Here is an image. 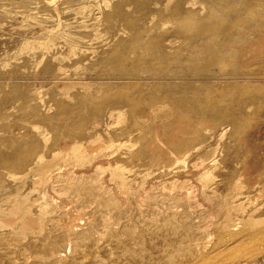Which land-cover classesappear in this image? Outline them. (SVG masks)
<instances>
[{"label": "bare ground", "instance_id": "1", "mask_svg": "<svg viewBox=\"0 0 264 264\" xmlns=\"http://www.w3.org/2000/svg\"><path fill=\"white\" fill-rule=\"evenodd\" d=\"M19 1H21V0H19ZM24 1H26V0H24ZM27 1H32V2L33 1L34 2L39 1L38 3L41 4L39 9L40 8H42V9L46 8L47 11L51 10L52 14L45 10V12L50 13V15L49 14L48 15L46 14V15L48 17L51 16V19H48L46 21L50 22V23H54V27H56V24L61 23L62 18L60 19L59 15H58V14H60L59 12H61V11H59V8H58L60 6V4L58 3V2H60L59 0H58V2L55 0H27ZM62 1H64V0H62ZM69 1H70V3H73L72 2L73 0H69ZM131 1H133L132 5H134L135 7L137 6L136 8L139 7L138 6L139 2L140 1L142 2V0H111V2L107 1V0H101V1H99V4L96 6H94L96 4L95 3L93 6L83 7V10L86 11V14H85L86 16L84 15L86 18L85 21H86V23H91L92 26L100 27L99 25H101V23H104L103 22L104 20H107V21H110L109 22L110 25H109V23H108V25L111 27V22H114L113 16L115 15L114 18L115 17L118 18L121 14L117 15V13L118 12L121 13V11H123L124 9L126 10V6L131 5V4H129V2L131 3ZM145 1H146V3L145 2L144 3L146 4V6L142 4L143 6H145L144 7L145 10L149 9L151 11L155 10V9H159V8L167 6V5H169V7H170L171 3H174V5H175V3H178V4H176V7L180 4L179 3L180 0H145ZM250 1L251 0H214V3L211 1L213 3L212 5L211 4L208 5L209 1L207 2V7H208L207 8L204 5V4H206L205 0H192V1L187 0V2L185 0L184 2H186L188 4L191 3L195 6H197L196 10L193 9V10H195V12L192 11L193 14H191L192 12H188V10L186 9L188 13L186 11H184L185 15H183L184 14V12H183V14H182L183 16L182 15L180 16L179 14H181V13H179V12H176V13L173 12V13H171V16H170L169 14H170V12H172L174 10L173 9L172 11L171 10L169 11V14H168L169 17L167 16L168 18L172 17L173 20L168 19L167 21H165V19H166L165 18L166 15H165V17H163L164 19H162V20H164L162 25L161 26L159 25L157 30L153 29L155 26H153L152 28L149 27V29L148 30L146 29L147 31H144V32L142 31L143 29L142 30H141V28L139 29L142 31V33H145V34L147 33V35L144 39L145 42L143 41L144 42L143 44L146 47V49H147V47H148V49L149 48H151V49L156 48L157 54H158V50H159L166 60L167 59H170V60L171 59H175V60L177 59L178 60L179 58H181L179 60V62H180L183 58L184 64L182 66H184V67H185V65L187 66V67H185V70L180 68V66L176 65L177 69L174 68L173 69L174 71L181 69V70H183V72H185L184 75L185 76L188 75L187 77H189L193 72H195L194 70L190 71V69H191V67H190L191 62L190 61L193 59H199L202 61L207 60L204 62L203 68L204 69L207 68L208 72H209L208 68H212L213 70H215L217 72L216 73L217 75L216 74H214V75L212 74L213 76L211 75L213 78L212 81H210V82L208 81V83L205 82L204 84L200 83V84H202V86L198 89L195 87V88H193L194 90L193 89L191 90L189 88V86H187L188 88L186 87L187 88V92H186V90H185L186 88L184 87L185 91L184 90L183 91L186 94V95L184 94L186 96L185 101H187V98H188V101L186 103L184 102L186 104L184 107V110H181L182 109L181 108L180 110L183 111V112H181L180 110L176 109V107H175L176 112L178 110V113H180L179 116L182 115L181 117H179V119H180V122L183 126V127L182 126L178 127V129L182 128V129H180L181 132L175 131L177 133L176 135L178 136V138H176V139H178L179 141L181 140V143L178 142L180 144L177 143V145H179V146L176 148L175 152L170 151V150H173L174 148L173 149L169 148L170 150H165V147H162V144L160 143L161 142L160 140L162 139V138L160 139V136L162 135V137H165L166 135L163 136V133H165L167 131V128H165L166 131L165 130L162 131L163 124L161 123V121L164 122L165 124H167V122L169 123L173 117L171 111H169L168 108L166 109L165 107H159L158 106V107L153 109V107H151L152 110H150L149 112L148 111L146 112V110H144L145 107L142 108L141 104L140 105L139 104L133 105L129 102V100L131 101V99L128 100L129 96H127V94H125L127 90L125 91V93L122 91H112L110 93L105 94L104 92H106V90H107L106 89L105 91H103V93H100L103 90L101 86H104V85H102L103 83L101 84L100 82H98L96 85H100L101 88L98 87L99 88L98 89L95 86L93 87L94 89L91 88L92 86L90 85V83L92 81L90 79L88 80L86 78L90 77V76H94L96 78L97 77L99 78L101 75L105 74L106 71L103 70V71H105V73L104 72L101 73V70L100 71L95 70L96 71L95 74L92 73V75H91L90 74V72L92 71L91 67L93 65L95 66V64L92 65V62H90V65L85 64L87 56L89 55V53H88L89 48L92 47V45H91L92 39H90V41L85 40L88 38V36L89 37L92 36V32H90V30H89V32L83 33L84 32L83 31L82 33L78 34L77 38H74L76 36H74V37L65 36L64 37L66 40L65 42H67L65 45L68 47L67 48L68 52H67V55H65V56L62 55V52L59 50L60 48L58 49L55 47L54 40L56 39V36H57L55 33L49 32V33H46L45 35H42L41 37L32 38V39H28V40L26 38H24L22 41L23 44L20 48L24 47V48L28 49V52L31 50L32 53L39 51L40 52V54H39L40 60L38 57L39 61H41V60L44 61L42 54L47 53L49 55V58L47 59L48 60V62H47L48 66L46 65V63H44L45 66L47 67V71L49 70L50 71L49 73L54 74V76H58V78H59V76H64V80H63V81H65L64 88L67 89V91H69V92L64 93L62 91L56 90L55 92H50L49 94H47V93H45V92L43 93L41 91L40 85H39V90L35 89L34 91L28 90V89L26 90L25 88H24V90H21V88H20L19 90H21V91H17L15 89L16 88L15 85L11 86L9 90H7V86H5L6 87L5 89H2L3 91L0 90V246L2 245L3 242L7 243L9 240L10 241L15 240L16 242H19V239H20L19 234L21 235L20 232H23V233L30 232L31 235H33L34 237H37L36 239H38V241L43 242V243L47 242V244L45 243L47 245L45 249L42 246L44 249V252H43L44 258L46 259V261L48 260L47 262H49V260L56 262V260L61 259V258H59L60 252L55 250V244H54L55 242L53 243L52 237L51 236L48 237L43 233L42 225H44V224L42 223V220H41V218L43 220H45L44 218L49 217V215L52 212H58L60 208H64L61 206H60V208L56 207L58 203H54L56 198H55V196L53 197L51 195L52 192H54V190L51 191V193H50V190H51L50 189V187H51V185H50L51 181L50 180H54L55 178H60V179H62L63 182L74 183L77 178H84L85 179L86 175H88L89 173L95 174L96 176H98V179H99V176H105L106 179H108V180H105V181H107V187L105 186L107 189L105 192V198L104 199H106V201H107V200H110L109 199L110 197H112L113 200L120 202V200H123L124 194H126L125 190L127 191V189L125 188L124 185H121V183H120L121 186H118V187L115 186L114 189H111L112 185H113V184H111L112 181L113 182L114 181L120 182V180H124V182L125 181H135V182L136 181L137 182L148 181V183H150L151 181H153L157 178L161 179L162 177L163 178L166 177L167 181H169V180H176V181L185 180L187 182L192 181L193 183H195V182L197 183V181L198 182L202 181L206 192H208V193L211 192V193L215 194L219 200L218 205L221 208L222 212H226L224 214L222 213L224 216V217L222 216L224 219V220L222 219L223 222L221 220V216L219 215L222 224H219L220 226L217 228L214 227V229L212 231H210L206 234L204 233L205 235L203 236V238H204L205 242L200 243V244H197L195 242L196 240L194 239V236L196 234L191 228H189L188 233H187L188 240L186 241V243L183 242V243H185V246L184 245H182V247L180 246L184 251L180 252L179 255H176V257H174L171 260H168V259H165L164 257L159 256L157 254L158 250H157V252H155L156 253L155 256H146V255H145L146 257L145 256H139V253H138V255L136 254L135 247L133 248L134 249L133 254H135L134 258H132V256H131L132 259L128 260L124 257V253L123 254H120V253L117 254L116 253V251L121 246L119 247L118 244H117L118 246L110 244L109 251L104 253V256H103L106 264H234V263H237L239 261H243V262H247V263H253V264H259L258 263L259 259H261L262 262L264 263V59L258 60L256 62H254V61L252 62V58L255 55L258 56L259 52H261L263 54V58H264V6L260 7L261 9L262 8L263 9L261 10V13H259L256 11V10L260 9L257 6H255V7H257V9L255 7H254V9L252 7V10L250 9V6H251ZM259 1L262 4V1L261 0H259ZM74 2L76 4V2H78V1L74 0ZM57 3L59 6L57 5ZM67 3H69V2H67ZM97 3H98V1H97ZM251 3L253 4V2H251ZM18 5L23 6L22 3L18 4ZM256 5H257V3H256ZM260 5H258V6H260ZM25 6H26V4H25ZM66 6L67 5H65V7ZM86 6H87V4H86ZM159 6H161V7H159ZM65 7H64V9H66V8L68 9V6L66 8ZM174 7L175 6H173V8ZM176 7H175V9H176ZM181 8H182V6H181ZM34 10H37V9L34 8ZM147 10H146V13H145V11L143 12V10H142V12L145 13V16L147 14ZM43 11H44V9H43ZM64 11H66V10H64ZM71 11H72V9H71ZM80 11H82V10H80ZM34 12H36V11H34ZM159 12L160 11L158 10V13ZM40 13H41V10H40ZM139 13L141 14V12H139ZM154 13H155V11H154ZM5 14H3V15H5ZM29 14H31V13H29ZM32 14L34 15V13H32ZM66 15H67V13H66ZM147 15L149 18V14H147ZM70 16H71V14H70ZM194 16L196 17V19H194L195 18ZM35 17L36 16H34V18ZM37 17H39V16H37ZM122 17L124 20H125V17L128 19V13H126ZM29 18H32V17H30V15H29ZM43 18L41 17L40 19H43ZM64 18H65V16H64ZM73 18H75V17H73ZM111 18H112V20H111ZM145 18H147V17H145ZM40 19L37 21H40ZM46 19H47V17H46ZM65 19H62V20L64 21ZM130 19H131V17H130ZM43 20H45V19H43ZM43 20H42V22L44 23ZM73 20H75V19H73ZM158 20L161 21V19H158ZM66 21H67V19H66ZM81 21H83V20H81ZM107 21L104 23V24H106V26H107ZM134 21H135V19H134ZM172 21H174L173 24H172ZM34 22H36V21H34ZM127 22H129V20H127ZM127 22L125 20V23H127ZM169 23H171L172 26L169 25ZM64 24H65V22L62 25H64ZM66 24H67V22H66ZM104 24H103V27H104ZM134 24L132 26H134ZM158 24H157V26H158ZM46 25L47 24H45V26ZM125 25H127V24H125ZM45 26H42V27L45 29V28H47V26L46 27ZM116 26L118 27L117 24H116ZM128 26H130V25H128ZM132 26H130L129 29H132L131 28ZM69 27H70V25H69ZM59 28H61V27H59ZM20 29H21V27H20ZM48 30H50V28ZM111 30H112V28H111ZM136 32L139 34L138 29ZM59 33H61V32H59ZM69 34L72 35V33H69ZM74 34H75V32H74ZM124 34H126V33H124ZM132 34L136 35L134 37H138L139 39L143 38V37H139L140 35H142L141 33L139 36H137V34L134 32H132ZM122 35H123V33L121 34V36ZM128 35H130V34H128ZM191 35L202 36V40L200 38L201 41H199V44H198V41L196 40L198 45L194 46V44H193V46L195 48L191 49L192 51H191L190 55L186 56V52H184V51H182L184 53H179V54L175 53L174 54V52L177 51L176 48H175L176 51L175 50L173 51V55L171 54L172 50H171V53H170V51H166L167 48L171 47L170 44H173L176 39H178V38H180L182 40L184 39V42H185L186 36H191ZM114 36H116V35H114ZM142 36H144V34ZM172 36H173V38L170 39V37H172ZM213 36H214V38H212ZM59 37L62 38V35L61 36L59 35ZM191 37H194V36H191ZM138 38H134V40L138 41ZM17 40H19V39H17ZM130 40H132V39H130ZM192 41H193V39H192ZM15 42H16V40H15ZM131 42L133 43L134 41H131ZM103 44H104V42H103ZM116 44H115V46H116ZM124 44L126 45V43H124ZM127 44H130L129 41ZM105 45H106V41H105ZM125 45H124V48H125ZM133 45H135V43H133ZM128 46H127V49H129V48L131 49V47H128ZM130 46H131V44H130ZM183 46H185V45L183 44ZM188 46H189V44H188ZM145 47H144V49H145ZM132 48H135V47L133 46ZM181 48L183 49V47H181ZM97 49H99V48H97ZM115 49H117V48H115ZM127 49L125 48L124 50H126V52L127 51L129 52L130 50H127ZM140 49H141V51H140ZM140 49H139V51L142 53L144 50L142 49V47ZM3 50H5V49H3ZM119 50H121V49H119ZM119 50H117V52ZM124 50H122V53H125ZM131 50L133 51L134 49H131ZM137 50H138V48L135 51L136 53H137ZM113 51H114V49H113ZM147 51H144V52L148 53ZM151 51H149V52H151ZM30 52H29V54H30ZM180 52H181V50H180ZM212 52L214 53L213 56L216 58V60L214 59L216 62L213 59H211L212 57L209 58V56H208ZM100 53H101V51H100ZM115 53H116V51L114 52V55H113V52H112V54L110 53L111 57L113 55V57H119L121 59V58H124L125 55L128 54V53L122 54L120 52L117 55H115ZM130 53H133V52H130ZM150 54H152V53H150ZM25 55H27V54H25ZM31 55H33V54H31ZM131 55L132 54H130V56L127 55L128 57L127 56L125 57L126 58V59H124L125 61H122L123 60L122 59L121 62H124V64L126 62L127 68H130V70H133L135 73H140L143 75L148 73V72H151V71H153L155 73L157 71V69L160 68V67H158L159 65L156 66L157 64H155V62H157V57H155L156 60L155 61L153 60L154 64H152V67H150L149 66L150 63L148 65H146V63H147L146 61L148 59L145 60L144 65H146V66H144V65H142V63L140 64V61L137 60V58L132 57ZM3 56H0V57H3ZM90 56H91V54H90ZM98 56H97V58H98ZM108 56H109V54H108ZM133 56H135V55H133ZM138 56L141 57V54H139V55L137 54L136 57H138ZM143 56L146 57L147 55H145V53H144L142 55V57ZM210 56H212V55H210ZM113 57H112V59H110V58H108V59H110V61H111V60H113ZM161 58H158V60L159 59L161 60ZM116 59L114 60V62H116ZM143 59H145V58H143ZM150 59H151V57H150ZM32 60L34 63V59H32ZM45 60H46V58H45ZM98 60L102 61L103 59H101L99 57V59H97L96 62H98ZM162 60H163V58H162ZM2 61L3 60L0 59L1 63H2ZM118 61H119V59H118ZM187 61L189 62V64ZM4 62L8 63L7 60H5ZM27 62H28V65H31L30 64L31 60H30V62L29 61H27ZM117 62H116V64H117ZM141 62H142V60H141ZM150 62L153 63L152 61H150ZM176 62H178V61H176ZM98 63H100V61ZM118 63H120V62H118ZM158 63H159V61H158ZM162 63H163V61H162ZM16 64H17V62H16ZM108 64L109 63L107 62V66H109ZM202 64H200L199 67L201 66V68H202ZM7 65H9L8 67H10V66L13 67L12 63L7 64ZM129 65L132 66V69ZM139 65L144 66V69L138 68ZM153 65H155V66H153ZM170 65L171 64H169L167 66L171 67ZM193 65H196V64H193ZM0 66H1V64H0ZM103 66L107 67L104 64H103ZM103 66H101V67H103ZM112 66H113V64H112ZM112 66L110 65V68ZM121 66L120 65L114 66V67H116V70L118 73L126 71V70H124L125 68L122 69ZM135 66H138V67H135ZM165 66H166V64H165ZM42 67H44V66H42ZM124 67H126V66H124ZM194 67H196V66H194ZM1 68H3V67H1ZM19 68H20V65H19ZM162 68H163V66H162ZM192 68H193V66H192ZM98 69H100V68H98ZM165 69L168 70V68H166V67H165ZM186 69H187V71H186ZM127 70L129 71V69H127ZM173 70H172V68L171 69L169 68L170 72ZM4 71L2 70V72H4ZM8 71H11V70H8ZM108 71H109V68H108ZM199 71L201 72L202 70H199ZM43 72L46 73V71H44V70H43ZM163 72H165L164 73L165 76L167 74H169L168 72L166 73L165 70H163ZM205 72H206V70H205ZM21 74H24V73H20V75ZM109 74H111V73L109 72ZM128 74H129V72H128ZM204 74H206V73H204ZM118 75H120V74H118ZM124 75H125V73H124ZM129 75H132V72ZM112 76H114V75H112ZM112 76H110V77H112ZM121 76H118L120 78H118V77L117 78L121 79ZM162 76H164V75H162ZM178 76H180V75H178ZM207 76H203V78L207 77ZM128 77L129 76H127L125 79H127ZM234 77H235V79L237 78L238 80L232 79ZM189 78H191V77H189ZM209 78L211 79V77H209ZM59 79H61V78H59ZM112 79H114V78H112ZM206 79H208V78H206ZM206 79H204V80L206 81ZM210 79H208V80H210ZM102 80H103V78H102ZM104 80H106V79H104ZM142 80L144 81V79H142ZM201 81L203 82V80H201ZM120 83H121V81H120ZM152 83H153V81H152ZM106 84H107V82H106ZM127 84H129V83H127ZM132 84H133V82H132ZM134 84H136V83H134ZM167 84H168V82H167ZM167 84L165 86H167ZM178 84L181 85L182 83L181 84L178 83ZM11 85H13V84H11ZM77 85L82 86L83 93H81L80 95H83V97H86L85 100L87 101V103L91 104V107H93V109L91 108L92 110H91L90 119L88 118L89 115L87 117H84V119L88 118L86 121L87 126L91 129L93 127L101 126V124L103 122L105 123V121L107 122L106 127H104L105 130L102 128L103 130L100 131V129L98 127L99 131L93 132L94 136L92 134H90L91 137L89 136V133H87V135H84V132L82 130V133H80V134H83V136H81V138H80V134H79L78 135L79 140L76 137L77 135L76 136L74 135L76 139H72L73 136L71 138V134H70L72 132V130L75 128L74 125L77 124V123L75 124V122H74L75 121L74 117L77 118V120L79 119L78 114H75V113H77V111L75 112V110L80 109V105L83 101V99H80L81 97L75 98L76 94L73 92V89H75V87ZM93 85H95V84H93ZM158 85H160V84H158ZM158 85H156V86H158ZM165 86H164V88H165ZM168 86H169V84H168ZM172 86H173V84H172ZM196 86H197V84H196ZM35 87L36 86H34V88ZM174 87H175V84H174ZM179 87H182V86H179ZM118 88H120V87H118ZM125 88L127 89V86ZM171 88H170L171 91L178 89L177 87H175L173 89H171ZM182 88H180V89H182ZM13 89H15L16 91L14 92ZM115 89H117V88H115ZM115 89H113V90H115ZM129 89H131V86L129 87ZM195 89H196V91H195ZM133 90L131 89V92ZM159 90L165 92L164 90H162L160 88H159ZM159 90H158V92H159ZM140 91H142V90L140 89ZM171 91L169 93H171ZM183 91H182V93H183ZM107 92H109V91H107ZM152 92L153 91H151V94H152ZM155 92L156 91L153 92V95ZM13 93H15V96L12 97ZM142 93H143V91H142ZM146 93H147V91H146ZM146 93H144V94L148 95V93L147 94ZM130 94L131 93L129 92V95ZM140 94H141V92H140ZM132 95H135V94H131L130 97H133ZM136 95H137V93H136ZM141 95H143V94H141ZM169 95L171 96V94H169ZM165 96H166V94H165ZM174 96H175V94H174ZM179 96H183V95L179 94ZM196 96H197V100H196ZM137 97L139 98V95ZM154 97L155 96H153L152 98H154ZM184 97H181V98L183 99ZM213 97L221 99L220 101L219 100L216 101L217 103L219 102L218 105L219 104H221V105L219 107H216V108H214V106L212 105L214 110H212V107L210 106L211 104H213L212 102L209 105V107L205 106V109L211 108L212 112L214 114H216L215 116H213L214 114L212 115V114L208 113L209 116H207L208 114L206 111L203 112V110L202 111L200 110V107H198L200 104L198 105V103L200 102L202 104L204 101L201 102V100L206 99V101H207V99H211V98L213 99ZM138 98H137V100H138ZM238 98L242 99V102H234V104L231 102L233 105L228 103V101H226V103L223 102V100L224 101L228 100V99L237 100ZM134 99H136V96ZM134 99H132V100H134ZM143 99L141 98L142 101H145ZM148 99H149V97H148ZM151 100L152 99H150V101ZM156 100H158V98ZM160 100H162L161 97L159 98L158 102ZM86 101H84V102H86ZM214 101H215V99H214ZM239 101H241V100H239ZM84 102H83V104H85ZM139 102H140V100H139ZM148 102H149V100H148ZM151 102H149V103H151ZM92 103L93 104L95 103L94 106H92ZM132 103H133V101H132ZM135 103L136 102L134 100V104ZM154 103H155V101H154ZM177 103H180V102H177ZM83 104H82V106H83ZM89 104H88V107H89ZM156 104L157 103H155V105ZM158 105H160V104H158ZM179 105L177 104L176 106L183 107V106H179ZM139 106H141V107H139ZM170 106H171V104H170ZM171 107H169V108H171ZM89 109H90V107H89ZM89 109H87V110H89ZM145 109H148V108H145ZM84 110H86V108L84 109V107H83L82 111L85 112ZM87 110H86V112H87ZM208 110L210 111V109H208ZM83 112H81V113H83ZM140 112H145L144 115L147 118L146 119L147 123L145 121L139 122V123L136 122V120L139 118L138 114ZM81 113H79L80 116L83 115ZM88 113L90 114V112H88ZM173 114H175V112ZM144 115L142 117H145ZM176 116L178 117V115H176ZM207 117H209V118H207ZM173 118H175V117H173ZM157 120H160L159 121L160 124L157 122ZM84 121H83V123H84ZM174 121H176V120H174ZM143 123L144 124L150 123L151 127L153 126V128H155V131L152 129L155 133V136L152 135V138H151L150 136L147 137V135L144 136L145 135L144 132H143V134L141 133L142 135L139 137L140 139L138 140V142H141V144H143V147L142 146H141V148L138 147L139 149H137V151H133L132 148H134V147L136 148V143H135L136 140L134 141V139L137 138L135 136V134L133 135V133L135 131L133 126L135 124L142 125ZM110 124L116 125V128L115 129L110 128L109 127ZM174 126H175V124H174ZM176 126H177V124H176ZM76 127H78V125ZM84 127H85V125H84ZM151 127H149L150 132H151ZM165 127H168V126H165ZM149 128H148V130H149ZM77 129L76 130L79 132L80 128H77ZM85 129H86V127H85ZM171 129H173V127ZM148 130H146V131H148ZM88 131H89V129H88ZM144 131H145V129H144ZM171 131H173V130H171ZM171 131H169V132L171 133ZM127 134H129V135L127 137H124V135L126 136ZM167 135H168V132H167ZM169 135H171V134H169ZM177 136H175V137H177ZM168 138H171V137H168ZM168 138H166V139H168ZM145 139H146V141H144ZM173 139H174V137H173ZM178 140H176V141H178ZM173 142H174V140H173ZM198 142H200L201 144ZM203 142H204V144H203ZM169 143H170V145L167 144V147L168 146L172 147L170 140H169ZM173 144H175V143H173ZM197 144H199V146H197ZM213 145H215V146H213ZM102 149L108 150V151L104 152L106 155L104 153L102 154ZM139 151H140V153H138ZM145 152H147L149 154L147 157L148 162L150 161V163H151L153 160L156 161L157 159L162 158V160H165V162L169 165L168 166L169 168L165 167L166 169L164 168V169L158 171L157 173L153 174V171H151V168H150V170L147 169V167H148V166H146L147 163H143V165H142V163H140V162L144 161V160L143 161L141 160V157H146L145 155H147V154H145ZM104 156H105V158H103ZM201 157H204L205 159H206V157H209L210 159L208 158L209 160L204 159V161H199L198 165H200L201 168L196 167L197 169H199V170H197L192 165H194L195 162L197 163V160H199ZM67 162H73L75 164L74 166H76L78 168L75 171L69 170V168L68 169L65 168L67 170L66 171L63 168L67 166ZM163 162H162V164H163ZM166 163H164V164H166ZM153 164H154V161H153ZM153 164H152V166L155 165V164L154 165ZM160 164H161V162H160ZM156 165H158V164H156ZM163 167L164 166H162V168ZM154 168H155V166H154ZM73 169H75V168H73ZM62 171H64V172H62ZM62 181L60 180L59 182L61 183ZM121 182H123V181H121ZM173 184H175V183H173ZM97 185H98L97 182H91L92 188H95ZM101 185H103V184H101ZM51 188L53 189V186ZM144 188H145V186H144ZM54 189H57V188H54ZM59 189H62V188L59 187ZM59 189H58V191L57 190L56 191L61 192ZM128 189H130V188H128ZM198 189L200 190L199 187H198ZM178 192H181V191H178ZM199 192H201V191H199ZM66 193H64V194L66 195ZM57 194H59V193H57ZM53 195H55V194H53ZM194 197H196V196H194ZM135 198H136V196H135ZM186 198H184V199L186 200ZM61 199H63V198H61ZM210 199H211V197H210ZM56 201H58V200L56 199ZM211 201H212V199H211ZM134 202H135V200H134ZM108 203H110V202H108ZM54 204H56L55 207H54ZM60 204H61V202H60ZM138 204H139V202H138ZM208 204H210V202ZM104 205H106V204H104ZM112 205H113L112 207H115V210H113V211L116 212V216H120V211L117 208V205L115 203H113ZM131 206H132V204H131ZM67 207H68V204H67ZM69 209L66 208V210H69ZM61 210L62 209H60V211ZM71 212L73 213V211H71ZM102 212H103V210H102ZM66 213H68V212L66 211ZM75 215L77 216V214H75ZM79 216H81V215H78V217H77L78 220H79ZM90 217H92V216H90ZM103 217H105V216H103ZM71 219L72 220H67V222L69 223V221L70 222L74 221L73 223L75 224L76 217L72 216ZM86 219H88V218H86ZM218 221H219V219H218ZM47 222L49 223V220H47ZM78 222L80 224L81 221H78ZM218 223H220V222H218ZM45 224H46V222H45ZM50 224H52V223L50 222ZM93 224H95V223H93ZM158 224H160V223H158ZM61 226H62V228H65V230H67L66 228H67L68 224L67 225L63 224ZM70 226L71 225H69V227ZM74 226L75 227L73 230H75V228L77 227L76 225H74ZM81 226L82 225H80V227ZM160 228H163V227H160ZM77 229L79 231V228H77ZM57 232H58V230H57ZM65 232L66 231H64V233ZM72 232H75V231H72ZM11 233H14L13 235H16V236H14V238H12ZM59 233H57V234H59ZM121 235H123V234H121ZM115 236H116V234H115ZM198 237L199 236H197V239H198ZM109 239L111 240L110 237H109ZM72 240H73V243H72L73 246L71 247L72 256L80 259L81 261L83 259L84 260L88 259V255L84 254V252L83 253L80 252L81 249H83L85 247V245L88 243V240H89L86 233H82V234H80L79 237L73 238ZM67 242H69V241H67ZM172 243H176V242H172ZM67 244H66V246H67ZM90 244H91V242H90ZM173 245H175V244H173ZM139 246H143L147 253L152 251V249H154V247H152L147 241L142 242L141 245H138V246L136 245V247H139ZM34 247H36V245H34ZM67 247H69V246H67ZM172 248H174V247H172ZM41 249H40V251H41ZM69 249H70V247H69ZM21 250H22V248H21ZM161 251H162V249H161ZM66 252L68 254V251H66ZM146 252H144V253H146ZM41 253H40V255H43ZM69 253H70V251H69ZM7 254H9V253H7ZM25 254H27V253H25ZM169 254H167V255H169ZM125 255H126V253H125ZM129 255H130V252H129ZM23 256H25V255H23ZM0 257H1V255H0ZM94 257H95V255H94ZM96 257H97V255H96ZM14 258H16V257H14ZM34 258H35V256H34ZM4 259H6V258H4ZM10 259H11V257H10ZM19 259H21V258H19ZM40 259H39V261H40ZM93 259H95V258H93ZM17 260H16V263L19 262ZM59 261L61 262V260H59ZM42 262L44 263V260ZM22 263H24V262H22ZM39 263H41V262H39ZM7 264H8V262H7ZM27 264H28V261H27ZM53 264H54V262H53ZM80 264H81V262H80Z\"/></svg>", "mask_w": 264, "mask_h": 264}, {"label": "rangeland", "instance_id": "2", "mask_svg": "<svg viewBox=\"0 0 264 264\" xmlns=\"http://www.w3.org/2000/svg\"><path fill=\"white\" fill-rule=\"evenodd\" d=\"M26 4V6H25V4L23 3V2ZM55 1H57L58 2V0H55ZM60 2H58L59 4H60V6L58 5V3H57V5L59 6L58 8H59V11H61V12H59L60 14H58L59 15V17H60V19L62 18V19H65L67 16V21H66V19L63 21L62 19H61V23L60 24H56V27L58 28H56V27H54V23H50V22H47L46 20H48V19H51V16L50 17H48L47 15L49 14L50 15V13L52 14V12H51V10H46V8H43L44 9V11H43V9L42 8H40L39 9V7H40V3H38L37 1H24V0H21V1H19V0H0V56H3V57H0V59L1 60H3L2 61V63L0 62V64H1V66H0V68L1 67H3V68H1L0 69V90H2V89H5L6 87L5 86H7V90H9L10 89V87L11 86H14L15 85V89L17 90V91H21V90H24V88L27 90H32V91H34L35 89L36 90H39V85H40V88H41V91L44 93H47V94H49L50 92H55L56 90L57 91H62V92H64V93H68L69 91H67V89H65L64 88V83H65V81H63L64 80V76H59V78H61V79H59L58 78V76H54V74H52V73H49L50 71L48 70L47 71V67L45 66V64L44 63H46V65L48 66V58H49V55L47 54V53H44V54H42V57H43V60L45 61H39L40 60V56H39V54H40V52L38 51H36V52H33L32 53V51L30 52V54H29V52H28V49H26V48H20L21 46H22V44H23V39L24 38H26L27 40L28 39H32V38H37V37H41L42 35H45L46 33H49V32H51V33H55L57 36H56V39L54 40V43H55V47L56 48H60L59 50L62 52V55L63 56H65V55H67V46L65 45L67 42H65L66 40H65V36H68V37H74V36H76V37H74V38H77L78 37V34H80V33H82L83 31V33H85V32H89V30H90V32H92V36H88V38L87 39H85L86 41L88 40V41H90V39H92V42H91V45H92V47L91 48H89V51H88V53H89V55L87 56V59H86V61H85V64H89L90 65V62H92V65L93 64H95V66L93 65L92 67H91V72H90V74L92 75V73L93 74H95V72L96 71H100L101 70V73L102 72H104L105 73V71H106V73L105 74H103V75H101L99 78L97 77H94V76H90V77H87L86 79H90L92 82L90 83V85L92 86L91 88L92 89H94L93 87L95 86L96 88H98V87H100V85H96L98 82H100L102 85H104V86H101L102 87V92H100V93H103V91H105L106 89V92H104L105 94H107V93H110V92H112V91H122V92H124L125 93V91H126V93L125 94H127V96H129L128 97V100L129 99H131V101L129 100V102L131 103V104H133V105H137V104H141V106H142V108H148V109H145L144 108V110H146V112L148 111H150V110H152L151 109V107H153V109L154 108H156V107H165L166 109L168 108L169 109V111H171V113H172V116L173 117H175V118H173L172 117V119L170 120V122L168 123L167 122V124H165L164 122H162L161 121V123L163 124V126H162V131H166V129L165 128H167V131L165 132V133H163V136H165V137H162V135L160 136V143L162 144V147H165V150H170L169 148H174L173 150H170V151H173V152H175L176 151V148L179 146V145H177V143L178 142H180L181 143V140L179 141L178 139H176V138H178V136L176 135L177 133L176 132H181V130L180 129H182V128H180V129H178V127H181L182 126V124H181V122H180V119H179V117H181V116H179L180 115V113H178V110H180L181 108V110H184V107H185V103L188 101V98H187V101H185L186 99V94H185V90H186V92H187V86H189V88L192 90L193 88H200L201 86H202V84H204L205 82L206 83H208V81L210 82V81H212V76L214 75V74H216L217 72L215 71V70H213L212 68H208V70H209V72L207 71V68L206 69H204L203 67H204V62L205 61H207V60H199V59H193V60H191L190 62V64H191V69H190V71L191 70H194L195 72H193L189 77H191V78H189V77H187V76H185L184 74H185V72H183V70H185V67H187L186 65H185V67L184 66H182L184 63V61H183V58H182V62L180 61L179 62V60L181 59V58H179L178 60L176 59H165L164 57H163V55H162V53L158 50V54H157V50H156V48H149L148 49V47H147V49H146V47L144 46V42H145V37H146V35H147V33L145 34V33H142V31L144 32V31H147L148 29H149V27L150 28H152L153 26H155L153 29H156L157 30V28L159 27V25L161 26L162 25V23H163V21L164 20H162V19H164L163 17H165V15H166V19H165V21H167L168 19L169 20H171L172 19V17L171 18H168L169 17V15L171 16V13H173V12H179V13H181V14H179L180 16L183 14V12L184 11H186L187 12V10H188V12H195V10H196V8H197V6H195V5H193V4H191V3H186L187 2V0H186V2H184L183 0L181 1L180 0V4L176 7V4H178V3H175V5H174V3H171L170 4V7H169V5H167V6H164V7H161V6H159V7H161V8H159V9H155V10H147V14H149V18H148V15L146 14V16H145V13H146V10H145V6H146V1L145 0H142V2L140 1L139 2V7L138 8H136L134 5H132V2L133 1H131V3L129 2V4H131V5H127L126 6V10L124 9L123 11H121V13L120 12H118L117 13V15H120L118 18H114V16H113V19H114V22H111V27L109 26L110 25V21H107V20H104L103 22L105 23L106 21H107V26H106V24H104V23H101V25H99L100 27H96V26H92V24L91 23H86V18H85V14H86V11H84L83 10V7H89V6H93L95 3V5L94 6H96V5H98L99 4V1H101V0H77L78 2H76V4H75V2H74V0L72 1L73 3H70V1L69 0H64V1H62V0H59ZM76 1V0H75ZM83 3H82V2ZM95 1V2H94ZM97 1H98V3H97ZM107 1H110L111 2V0H107ZM192 1V0H191ZM206 2V4H204L206 7H207V2L209 1V4L208 5H212L213 3H214V0H205ZM257 1V2H256ZM262 1V4H261V2L259 1V0H251L250 1V9L252 10V7H253V9H254V7L255 6H257V7H262V6H264L263 4V2H264V0H261ZM14 2V3H13ZM22 3V5L23 6H20V5H18V4H21ZM63 2V3H62ZM67 2H69V3H67ZM80 2V3H79ZM89 2V3H88ZM91 2V3H90ZM145 2V3H144ZM251 2H253V4L251 3ZM255 2V3H254ZM261 4H259V3ZM18 3V4H17ZM31 3V4H30ZM62 3V4H61ZM82 3V4H81ZM93 3V4H92ZM183 3V4H182ZM204 3V2H203ZM256 3H257V5H256ZM33 4V5H32ZM39 4V5H38ZM67 5L68 6V9L65 7V5ZM71 4V5H70ZM86 4H87V6H86ZM89 4V5H88ZM145 5V6H143V5ZM185 4V5H184ZM35 5V6H34ZM71 7H70V6ZM74 5V6H73ZM77 5V6H76ZM82 5V6H81ZM258 5H260V6H258ZM73 6V7H72ZM141 6V7H140ZM143 6V7H142ZM173 6H175L176 7V9H175V7L173 8ZM181 6H182V8H181ZM185 6V7H184ZM5 7V8H4ZM14 9H13V8ZM16 7V8H15ZM64 7L66 8V9H64ZM76 7V8H75ZM132 7V8H131ZM169 7V8H168ZM210 7V6H209ZM257 7H255L256 9H257ZM34 8L35 9H37V10H34ZM134 8V9H133ZM136 8V9H135ZM144 8V9H143ZM179 8V9H178ZM208 8V7H207ZM6 9V10H5ZM19 9V10H18ZM62 9V10H61ZM70 9V10H69ZM71 9H72V11H71ZM174 9V10H173ZM178 9V10H177ZM184 9V10H183ZM187 9V10H186ZM193 9H195V10H193ZM255 9V10H256ZM263 9V8H262ZM261 8L260 9H258V10H256L257 12H259V13H261V10H262ZM18 10V11H17ZM32 10V11H31ZM40 10H41V13H40ZM45 10L47 11V12H50V13H47V12H45ZM64 10H66V11H64ZM68 10V11H67ZM80 10H82V11H80ZM131 10V11H130ZM134 10V11H133ZM139 10V11H138ZM142 10H143V12L145 11V13H143L142 12ZM158 10L160 11L159 13H158ZM162 10V11H161ZM172 11V12H170V14H169V11ZM4 13H3V12ZM23 13H22V12ZM34 11H36V12H34ZM128 13V19L125 17V20H126V22H127V20H129V22H127V23H125V20L123 19V17L122 16H124L126 13ZM154 11H155V13H154ZM255 11V12H256ZM25 12V13H24ZM115 12V11H114ZM139 12H141V14L139 13ZM154 14H153V13ZM187 12V13H188ZM193 12L191 13V14H193ZM6 13V14H5ZM29 13H34V15L32 14H29ZM36 13V14H35ZM66 13H67V15H66ZM69 13V14H68ZM95 13V12H94ZM132 13V14H131ZM137 13V14H136ZM186 13V14H187ZM3 14H5V15H3ZM22 14V15H21ZM24 14V15H23ZM44 14V15H43ZM47 14V15H46ZM64 14V15H63ZM70 14H71V16H70ZM169 14V15H168ZM8 15V16H7ZM28 15V16H27ZM29 15H30V17H32V18H29ZM63 15V16H62ZM83 15V16H82ZM85 15V16H84ZM134 15V16H133ZM183 15H185V12H184V14ZM182 15V16H183ZM11 16V17H10ZM26 16V17H25ZM34 16H36L35 18H34ZM37 16H39V17H37ZM64 16H65V18H64ZM70 16V17H69ZM138 16V17H137ZM168 16V17H167ZM43 18V19H45V20H43V19H40V18ZM46 17H47V19H46ZM73 17H75V18H73ZM112 17V16H111ZM130 17H131V19H130ZM136 17V18H135ZM145 17H147V18H145ZM157 17V18H156ZM195 17V16H194ZM193 17V18H194ZM13 18V19H12ZM27 18V19H26ZM35 20H34V19ZM143 18V19H142ZM198 18V17H197ZM5 19V20H4ZM17 19V20H16ZM30 19V20H29ZM40 19V21H37V20H39ZM73 19H75V20H73ZM78 19V20H77ZM134 19H135V21H134ZM145 19V20H144ZM153 19V20H152ZM158 19H161V21L160 20H158ZM194 19H196V17L194 18ZM2 20V21H1ZM9 20V21H8ZM24 20V21H23ZM33 20V21H32ZM42 20L44 21V23L42 22ZM81 20H83V21H81ZM111 20H112V18H111ZM157 20V21H156ZM173 20V19H172ZM23 21V22H22ZM31 21V22H30ZM34 21H36V22H34ZM73 21V22H72ZM119 21V22H118ZM138 23H137V22ZM145 21V22H144ZM154 21V22H153ZM41 22V23H40ZM65 22V24L64 25H62L63 23ZM66 22H67V24H66ZM85 22V23H84ZM116 22V23H115ZM136 22V23H135ZM141 22V23H140ZM143 22V23H142ZM153 22V23H152ZM173 22L174 21H172V24H173ZM176 22V21H175ZM28 23V24H27ZM35 23V24H34ZM69 23V24H68ZM74 23V24H73ZM76 23V24H75ZM108 23H109V25H108ZM119 23V24H118ZM129 23V24H128ZM131 23V24H130ZM135 23V24H134ZM159 23V24H158ZM5 24V25H4ZM38 24V25H37ZM42 24V25H41ZM45 24H47L46 26H47V28H43L42 26H45ZM52 26H51V25ZM103 24H104V27H103ZM116 24L118 25V27L116 26ZM121 24V25H120ZM125 24H127V25H125ZM134 24V26H132ZM155 24V25H154ZM157 24H158V26H157ZM172 24L171 23H169V25H171L172 26ZM20 25V26H19ZM59 27H61V28H59ZM69 25H70V27H69ZM88 25V26H87ZM114 25V26H113ZM128 25H130V26H132L131 28L133 29H129L130 28V26H128ZM150 25V26H149ZM35 26V27H34ZM45 26V27H46ZM140 26V27H139ZM148 26V27H147ZM20 27H21V29H20ZM117 27V28H116ZM136 27V28H135ZM50 28V30H48ZM56 28V29H55ZM99 28V29H98ZM102 28V29H101ZM108 28V29H107ZM110 28V29H109ZM111 28H112V30H111ZM119 28V29H118ZM122 28V29H121ZM141 28V30H139ZM145 28V29H144ZM27 29V30H26ZM117 29V30H116ZM137 29H138V31H139V34L136 32L137 31ZM147 29V30H146ZM2 30V31H1ZM58 30V31H57ZM94 30V31H93ZM98 30V31H97ZM109 30V31H108ZM114 30V31H113ZM121 30V31H120ZM126 30V31H125ZM131 32H129V31ZM135 30V31H134ZM67 31V32H66ZM81 31V32H80ZM124 31V32H123ZM141 31V32H140ZM59 32H61V33H59ZM74 32H75V34H74ZM132 32H134V33H136L137 34V36H139L140 35V33L143 35L144 34V36H142V35H140L139 37H143V38H138V37H134V36H136V35H134V34H132ZM58 33V34H57ZM63 33V34H62ZM66 33V34H65ZM69 33H72V35L71 34H69ZM77 33V34H76ZM105 33V34H104ZM108 33V34H107ZM123 33V35L121 36V34ZM124 33H126V34H124ZM103 34V35H102ZM128 34H130V35H128ZM2 35V36H1ZM59 35L61 36L62 35V38L61 37H59ZM106 37H105V36ZM111 35V36H110ZM114 35H116V36H114ZM104 36V37H103ZM191 36H194V37H191ZM191 36H186V39H185V42H184V39L182 40V39H180V38H178V39H176L175 40V42L173 43V44H170L171 45V47H169V48H167V50L166 51H170V53H171V50H172V55H173V51L175 50L176 51V49H177V51L176 52H174V54L176 53V54H179V53H184V52H186V56H188V55H190L191 54V49H194L195 47L194 46H197L198 44H199V41H201L202 40V36H195V35H191ZM10 37V38H9ZM22 37V38H21ZM30 37V38H29ZM95 37V38H94ZM111 37V38H110ZM138 38V41H135L134 40V38ZM188 37V38H187ZM191 37V38H190ZM196 37V38H195ZM109 38V39H108ZM122 40H121V39ZM171 38H173V36L172 37H170V39ZM200 38H201V40H200ZM212 38H214V36L212 37ZM2 39V40H1ZM9 39V40H8ZM16 40V42H15V40ZM17 39H19V40H17ZM25 39V40H26ZM113 39V40H112ZM117 39V40H116ZM130 39H132V40H130ZM191 39V40H190ZM192 39H193V41H192ZM7 40V41H6ZM21 40V41H20ZM64 40V41H63ZM104 40V41H103ZM110 40V41H109ZM140 40V41H139ZM198 41V44H197V41ZM11 41V42H10ZM105 41H106V45H105ZM108 41V42H107ZM119 41V42H118ZM123 41V42H122ZM128 41H129V43L131 44V46H130V44H127L128 43ZM131 41H134L133 43H135V45H133V43L131 42ZM144 41V42H143ZM183 41V42H182ZM196 41V42H195ZM64 42V43H63ZM103 42H104V44H103ZM181 42V43H180ZM14 43V44H13ZM97 43V44H96ZM114 43V44H113ZM117 43V44H116ZM123 43H126V45H125V48L127 49V46L128 47H131V49H134L133 51L129 48V49H127V50H130L129 52L127 51L126 52V50H124L125 48H124V45L121 44ZM177 43V44H176ZM102 44V45H101ZM113 44V45H112ZM115 44H116V46H115ZM181 44V45H180ZM183 44L185 45V46H183ZM188 44H189V46H188ZM193 44H194V46H193ZM61 47H60V46ZM105 45V46H104ZM119 45V46H118ZM135 47V48H132L133 46ZM137 45V46H136ZM59 46V47H58ZM96 46V47H95ZM102 46V47H101ZM111 46V47H110ZM118 46V47H117ZM121 46V47H120ZM148 46V45H147ZM173 46V47H172ZM175 46V47H174ZM193 46V47H192ZM101 47V48H100ZM124 49H123V48ZM142 47V49L144 50V51H147L148 53H146V52H144L143 50V54L145 53V55H147L146 57H142V53L140 52L141 51V49L140 48ZM144 47H145V49H144ZM178 47V48H177ZM181 47H183V49L181 48ZM63 48V49H62ZM97 48H99V49H97ZM110 50H108V49ZM115 48H117V49H115ZM138 48V50H137V53L135 52L136 51V49ZM176 48V49H175ZM180 48V49H179ZM3 49H5V50H3ZM92 49V50H91ZM113 49H114V51H113ZM119 49H121V50H119ZM139 49H140V51H139ZM185 49V50H184ZM12 50V51H11ZM24 50V51H23ZM94 50V51H93ZM103 50V51H102ZM112 50V51H111ZM117 50H119L118 52H117ZM122 50H124L125 51V53H128L127 55L128 56H130V54H132L131 56L132 57H135V58H137V60H139L140 61V64L142 63V65H144L145 64V60H147L146 62V65H148L149 63V66L150 67H152V64H154V62H153V60L155 61L156 59H155V57H157V62H155V64H157L156 66H158V67H160V68H158L157 69V71L154 73L153 71H151V72H148V73H146V74H140V73H135L133 70H130V68H127V64H126V62H125V64H124V62H121V60L122 61H125L124 59H126L125 57L127 56V55H125V57L124 58H119V57H113V55H114V52L116 51V53H115V55H117L118 53H122ZM152 50V51H151ZM180 50H181V52H180ZM27 51V52H26ZM92 51V52H91ZM100 51H101V53H100ZM109 51V52H108ZM149 51H151V52H149ZM182 51H184V52H182ZM8 52V53H7ZM22 52V53H21ZM112 52H113V55H112V57H113V60H111L110 61V59H112V57H111V54H112ZM130 52H133V53H130ZM140 52V53H139ZM154 52V53H153ZM161 54H160V53ZM178 52V53H177ZM188 52V53H187ZM97 53V54H96ZM99 53V54H98ZM103 53V54H102ZM111 53V54H110ZM125 53H122V54H125ZM136 53V54H135ZM150 53H152V54H150ZM7 54V55H6ZM25 54H27V55H25ZM31 54H33V55H31ZM90 54H91V56H90ZM106 54V55H105ZM108 54H109V56H108ZM137 54L139 55V54H141V57L140 56H138V57H136L137 56ZM154 54V55H153ZM262 53L261 52H259L258 53V56L257 55H255L253 58H252V62L254 61V62H256V61H258V60H263L264 58H263V54L261 55ZM99 55V56H98ZM121 55V54H120ZM133 55H135V56H133ZM156 55V56H155ZM210 55H212V56H210ZM210 55H208L209 56V58H211V59H215L216 60V58L213 56L214 55V53L212 52V53H210ZM261 55V56H260ZM12 56V57H11ZM17 56V57H16ZM46 56V57H45ZM48 56V57H47ZM97 56H98V58H97ZM107 56V57H106ZM127 56V57H128ZM207 56V57H208ZM6 57V58H5ZM14 57V58H13ZM28 57V58H27ZM31 57V58H30ZM38 57H39V60H38ZM96 57V58H95ZM99 57L101 58V59H103L102 61L101 60H98V62L100 61V63H98V62H96L97 61V59H99ZM103 57V58H102ZM150 57H151V59H150ZM163 58V60H162V58ZM257 57V58H256ZM262 57V58H261ZM4 58V59H3ZM22 58V59H21ZM45 58H46V60H45ZM95 58V59H94ZM107 60H106V59ZM108 58H110V59H108ZM117 58V59H116ZM141 58V59H140ZM143 58H145V59H143ZM158 58H161V60L159 59L158 60ZM31 60V65H28V62L27 61H29L30 62V60ZM32 59H34V63H33V60ZM116 59V62L118 61V59H119V61L118 62H120V63H118L117 62V64H116V62H114V60ZM5 60H7L8 61V63L7 62H4ZM24 60V61H23ZM37 60V61H36ZM141 60H142V62H141ZM152 61L153 63H151L150 61ZM166 60V61H165ZM169 60V61H168ZM214 60V61H215ZM11 61V62H10ZM13 61V62H12ZM15 61V62H14ZM89 61V62H88ZM109 63L108 65L109 66H107V62ZM138 61V62H139ZM144 61V62H143ZM149 61V62H148ZM158 61H159V63H158ZM162 61H163V63H162ZM165 61V62H164ZM176 61H178V62H176ZM4 62V63H3ZM16 62H17V64H16ZM24 62V63H23ZM37 62V63H36ZM113 62V63H112ZM168 64H167V63ZM170 62V63H169ZM175 62V63H174ZM188 62V61H187ZM216 62V61H215ZM13 64V67L12 66H10V67H8L9 65H7V64ZM23 63V64H22ZM33 63V64H32ZM98 63V64H97ZM113 64V66H112V64ZM175 65H174V64ZM179 63V64H178ZM203 63V64H202ZM4 64V65H3ZM6 64V65H5ZM43 64V65H42ZM103 64L105 65V66H107V67H104L103 66ZM124 66H126V67H124ZM162 64V65H161ZM165 64H166V66H165ZM169 64H171L170 66L171 67H168L167 65H169ZM188 64H189V62H188ZM193 64H196V65H193ZM198 64V65H197ZM200 64H202V68H201V66L199 67V65ZM3 65V66H2ZM17 67H15V66ZM18 65V66H17ZM19 65H20V68H19ZM44 66V67H42V66ZM103 66V67H101V66ZM110 65L112 66L111 68H110ZM121 66V68L122 69H124V70H126V71H123V72H120V73H118L117 72V70H116V67H114V66ZM140 66L139 65V67L138 66H135V67H138V68H142V69H144V66H146V65H144V66ZM161 65V66H160ZM180 66V68H182L183 70H181V69H178V70H173L174 68L175 69H177L176 67L177 66ZM130 66V65H129ZM128 66V67H129ZM153 66H155V65H153ZM162 66H163V68H162ZM192 66H193V68H192ZM194 66H196V67H194ZM30 67V68H29ZM46 67V68H45ZM100 68V69H98V68ZM131 67V69H132V66H130ZM165 67L166 68H168V70L167 69H165ZM184 67V68H183ZM206 67V66H205ZM5 68V69H4ZM11 68V69H10ZM25 68V69H24ZM27 68V69H26ZM102 68V69H101ZM108 68H109V71H108ZM115 68V69H114ZM169 68L171 69L172 68V70L173 71H169ZM201 68V69H200ZM14 69V70H13ZM46 69V70H45ZM107 69V70H106ZM127 69H129V71L127 70ZM160 69V70H159ZM188 69V68H187ZM187 69H186V71H187ZM2 70L4 71V72H2ZM7 70V71H6ZM8 70H11V71H8ZM21 70V71H20ZM43 70L44 71H46V73L45 72H43ZM94 70V71H93ZM96 70V71H95ZM103 70H105V71H103ZM163 70H165L166 71V73L168 72L169 74H167L166 76H165V72H163ZM199 70H202L201 72L199 71ZM205 70H206V72H205ZM213 70V71H212ZM115 71V72H114ZM181 71V72H180ZM13 72V73H12ZM109 72L111 73V74H109ZM128 72H129V74L132 72V75H129L128 74ZM206 73V74H204V73ZM208 72V73H207ZM211 72V73H210ZM20 73H24V74H21L20 75ZM123 73V74H122ZM124 73H125V75H124ZM154 73V74H153ZM197 73V74H196ZM4 74V75H3ZM99 74V73H98ZM118 74H120V75H118ZM128 74V75H127ZM135 76H134V75ZM173 74V75H172ZM175 74V75H174ZM199 74V75H198ZM213 74V75H212ZM20 75V76H19ZM112 75H114V76H112ZM121 76V79L123 80H121V79H118V78H120V77H118V76ZM142 75V76H141ZM152 77H151V76ZM162 75H164V76H162ZM178 75H180V76H178ZM207 76V77H204L203 78V76ZM212 75V76H211ZM217 75V74H216ZM8 76V77H7ZM51 76V77H50ZM110 76H112V77H110ZM118 78H117V77ZM127 76H129L127 79H125ZM155 76V77H154ZM169 76V77H168ZM198 76V77H197ZM202 76V77H201ZM67 77V76H66ZM65 77V78H66ZM132 77V78H131ZM137 77V78H136ZM149 77V78H148ZM161 77V78H160ZM178 77V78H177ZM182 77V78H181ZM186 77V78H185ZM209 77H211V79L209 78ZM216 77V76H215ZM8 78V79H7ZM83 78V77H82ZM102 78H103V80L104 79H106V80H102ZM112 78H114V79H112ZM125 80H124V79ZM132 80H131V79ZM151 78V79H150ZM172 78V79H171ZM206 78H208V79H210V80H208V79H206ZM16 79V80H15ZM18 79V80H17ZM98 79V80H97ZM102 81H101V80ZM135 79V80H134ZM142 79H144V81L142 80ZM146 79V80H145ZM162 79V80H161ZM190 79V80H189ZM199 79V80H198ZM203 80V82L201 81V80ZM204 79H206V81L204 80ZM232 79H235V77L234 78H232ZM237 79V78H236ZM235 79V80H236ZM8 80V81H7ZM100 80V81H99ZM115 80V81H114ZM129 82H128V81ZM131 80V81H130ZM134 80V81H133ZM158 80V81H157ZM172 82H170V81ZM179 80V81H178ZM238 80V79H237ZM120 81H121V83H120ZM147 81V82H146ZM152 81H153V83H152ZM155 81V82H154ZM197 81V82H196ZM201 81V82H200ZM19 82V83H18ZM27 82V83H26ZM49 82V83H48ZM95 82V83H94ZM106 82H107V84H106ZM132 82H133V84H132ZM143 82V83H142ZM151 82V83H150ZM159 82V83H158ZM167 82H168V84H169V86H168V84H167ZM199 82V83H198ZM118 83V84H117ZM127 83H129V84H127ZM134 83H136V84H134ZM148 83V84H147ZM156 83V84H155ZM171 83V84H170ZM178 83H182L181 85H177ZM192 83V84H191ZM200 83H202V84H200ZM7 84V85H6ZM11 84H13V85H11ZM20 84V85H19ZM93 84H95V85H93ZM116 84V85H115ZM140 86H139V85ZM143 86H142V85ZM158 84H160V85H158ZM164 84V85H163ZM167 84V86H165ZM172 84H173V86H172ZM174 84H175V87H179V86H182V87H179L178 89H175V90H170V88L171 89H173V88H175L174 87ZM196 84H197V86H196ZM17 85V86H16ZM110 85V86H109ZM147 85V86H146ZM156 85H158V86H156ZM191 85V86H190ZM3 86V87H2ZM34 86H36L35 88H34ZM127 86V89L125 88ZM131 86V89L133 90L134 88V92L132 91L131 92V89H129V87ZM164 86H165V88H164ZM100 87V88H101ZM109 87V88H108ZM118 87H120V88H118ZM133 87V88H132ZM138 87V88H137ZM141 87V88H140ZM144 87V88H143ZM186 89H185V88ZM192 87V88H191ZM21 88V90H19ZM33 88V89H32ZM43 88V89H42ZM115 88H117V89H115ZM138 90H137V89ZM143 88V89H142ZM147 88V89H146ZM156 88V89H155ZM159 88L160 89H162V90H164L165 92H163V91H161V90H159ZM180 88H182V89H180ZM15 89H13L14 90V92L16 91ZM53 89V90H52ZM99 89V88H98ZM97 89V90H98ZM113 89H115V90H113ZM125 89V90H124ZM140 89L143 91V93H142V91H140ZM153 89V90H152ZM155 89V90H154ZM185 89V90H184ZM158 90H159V92H158ZM167 90V91H166ZM184 90V91H183ZM194 90V89H193ZM3 91V90H2ZM49 91V92H48ZM72 91V90H71ZM70 91V92H71ZM107 91H109V92H107ZM131 93V94H135V95H132L134 98H135V96H136V99H134L133 97H130L131 96V94L129 95V92ZM139 93H138V92ZM146 91H147V93H148V95H145L144 93H146ZM151 91H156L155 93H154V95H153V92H152V94H151ZM171 91V93H169ZM180 91V92H179ZM182 91H183V93H182ZM195 91H196V89H195ZM73 92L76 94L75 95V98H80V99H83V101H82V103H81V105H80V109H78V110H75V112L77 111V113H75V114H78V117H79V119L77 120V118H75L74 117V119H75V124L76 125H74V129L72 130V132L70 133L71 134V138H72V136H73V138L72 139H76L75 138V136L77 137V139L79 140V137H78V135L80 134V133H82V130H83V132H84V135H87V133H89V136H90V134H92L93 135V132H98L99 131V129H100V131L101 130H105V128L104 127H106V125H107V122L105 121V123L103 122L102 124H101V126H98L99 127V129H98V127H93V128H89L88 126H87V119L89 118L90 119V117H91V110L93 109V107H91V104H89V103H87V101L85 100V98L86 97H83V95H80L81 93H83V89H82V86L81 85H77L76 87H75V89H73ZM137 93V95H136V93ZM140 92H141V94H143V95H141L140 94ZM150 92V93H149ZM161 92V93H160ZM91 93V92H90ZM99 93V94H100ZM146 93V94H147ZM164 93V94H163ZM156 94V95H155ZM159 94V95H158ZM165 94H166V96H165ZM169 94H171V96L169 95ZM173 94V95H172ZM174 94H175V96H174ZM179 94L180 95H183V96H179ZM185 94V95H184ZM139 95V98L137 97ZM152 95V96H151ZM178 95V96H177ZM13 96H15V93H13V95H12V97ZM143 96V97H142ZM153 96H155L154 98H152ZM185 96V97H184ZM83 97V98H82ZM148 97H149V99H148ZM158 98V100H159V98L161 97V99L162 100H160L159 102H158V100H156L157 98ZM168 97V98H167ZM178 97V98H177ZM181 97H184L183 99L181 98ZM137 98H138V100H137ZM141 98L143 99V100H145V101H142L141 100ZM165 98V99H164ZM177 98V99H176ZM132 99H134L135 100V104H134V100H132ZM150 99H152L151 101H150ZM154 99V100H153ZM168 99V100H167ZM172 99V100H171ZM214 99H215V101H214ZM139 100H140V102H139ZM148 100H149V102H151V103H149L148 102ZM164 100V101H163ZM180 100V101H179ZM196 100H197V96H196ZM220 101L221 99H218V98H216V97H213V99L211 98V99H207V101H206V99L205 100H201V102L202 101H204L202 104L199 102L198 103V107H200V110L202 111L203 110V112L204 111H206L207 112V114L208 113H210V114H214L213 112H212V110H214V108H216V107H219L221 104H219L218 105V103L216 102V101ZM239 100H241V101H239ZM84 101H86V102H84ZM132 101H133V103H132ZM154 101H155V103H157L156 105H155V103H154ZM157 101V102H156ZM166 101V102H165ZM176 101V102H175ZM226 101H228V103H230L231 105H233L234 104V102H242V99H237V100H235V99H228V100H223V102L224 103H226ZM83 102L86 104H83ZM148 102V103H147ZM161 102V103H160ZM175 102V103H174ZM177 102H180V103H177ZM185 102V103H184ZM210 102V103H209ZM211 102L213 103V104H211ZM233 104H232V103ZM163 103V104H162ZM173 103V104H172ZM179 105V106H183V107H178V106H176L177 104ZM182 103V104H181ZM217 103V104H216ZM82 104H83V106H82ZM88 104H89V107H90V109H89V107H88ZM95 104V103H94ZM94 104L92 103V106H94ZM145 104V105H144ZM158 104H160V105H158ZM168 104V105H167ZM170 104H171V106H170ZM176 104V105H175ZM207 104V105H206ZM211 104V105H210ZM151 105V106H150ZM174 105V106H173ZM209 105L212 107V110H211V108H208V109H210V111L208 110V109H205V106L206 107H209ZM214 106V108H213V106ZM216 105V106H215ZM225 105V104H224ZM223 105V106H224ZM87 106V107H86ZM141 106H139V107H141ZM83 107H84V109L86 108V110L87 109H89V110H87V112H86V110H84L85 112H83L82 110H83ZM169 107H171V108H169ZM175 107H176V109H178L177 110V112H176V110H175ZM204 107V108H203ZM92 108V109H91ZM174 108V109H173ZM80 110V111H79ZM173 110V111H172ZM180 110V111H181ZM179 111V112H180ZM81 113V112H83V113H81V114H83V115H79V113ZM88 112H90V114L88 113ZM175 112V114L176 115H178V117L175 115V114H173ZM181 112H183V111H181ZM141 113V114H140ZM139 114H138V119L136 120V122L137 123H139V122H143V121H145L146 123H147V121H146V116L144 115V113L145 112H140ZM170 113V114H171ZM87 114V115H86ZM169 114V115H170ZM89 115V117L85 120L84 119V117H87ZM145 116V117H142V116ZM216 114H214L213 116H215ZM207 116H209V114L207 115ZM211 116V115H210ZM195 117V116H194ZM81 118V119H80ZM144 118V119H143ZM207 118H209V117H207ZM84 121V123H83V121ZM139 120V121H138ZM163 120V119H162ZM174 120H176V121H174ZM179 120V121H178ZM82 123H81V122ZM160 120H157V122L160 124V122H159ZM180 122V123H179ZM81 123V124H80ZM169 124V125H168ZM174 124H175V126H174ZM176 124H177V126H176ZM78 125V127H76ZM81 125V126H80ZM84 125H85V127H86V129H85V127H84ZM147 125V126H146ZM149 125V126H148ZM180 125V126H179ZM184 125V124H183ZM165 126H168V127H165ZM84 129H83V128ZM110 128H116V125H112V124H110V126H109ZM134 133H133V135L135 134V136L137 137H135L136 139H134V141L136 140V148L134 147V148H132V150L133 151H137V149H139V148H141V146L143 147V144H141V142H138V140L140 139L139 137L143 134V132H144V136H146L147 135V137L148 136H150L151 138H152V135L153 136H155V133H154V131H155V128H153V126L151 127V125H150V123L149 124H142V125H140V124H135L134 126ZM149 127H151V132H150V128H149V130H148V128ZM173 127V129H171ZM183 127V126H182ZM77 128H80L79 129V132L77 131L78 129ZM103 128V129H102ZM145 129V131H144V129ZM169 128V129H168ZM77 129V130H76ZM88 129H89V131H88ZM97 129V130H96ZM154 131H153V130ZM87 132H86V131ZM138 130V131H137ZM146 130H148V131H146ZM171 130H173V131H171ZM169 131H171V133L169 132ZM176 131V132H175ZM76 132V133H75ZM137 132V133H136ZM150 132V133H149ZM167 132H168V135H167ZM142 133V134H141ZM153 133V134H152ZM173 133V134H172ZM151 134V135H150ZM169 134H171L173 137H174V139H173V137L171 136V135H169ZM75 135V136H74ZM129 134H127L126 136L124 135V137H127ZM81 136H83V134H80V138H81ZM94 136V135H93ZM175 136H177V137H175ZM91 137V136H90ZM168 137H171V138H168ZM118 138V137H117ZM165 138V139H164ZM166 138H168V139H166ZM178 140V141H176V140ZM77 140V141H78ZM168 140V141H167ZM169 140L171 141V145H172V147L170 146H168L167 147V144H169L170 145V143H169ZM173 140H174V142H173ZM144 141H146V139L144 140ZM166 141V142H165ZM168 142V143H167ZM134 143V142H133ZM132 143V144H133ZM164 143V144H163ZM166 143V144H165ZM173 143H175V144H173ZM180 143H178V144H180ZM198 143H200V142H198ZM201 144V143H200ZM203 144H204V142H203ZM165 145V146H164ZM176 146V147H175ZM197 146H199V144H197ZM213 146H215V145H213ZM212 146V147H213ZM139 147V148H138ZM135 149V150H134ZM106 151H108L107 149H102V154L104 153V152H106ZM148 152V151H147ZM147 152H145V154H147V155H145L146 157H141V160L143 161V162H140V163H142V165H143V163H147L146 164V166H148L147 167V169L148 170H150V168H151V171H153V174L154 173H157L158 171H160V170H162V169H164L165 167L166 168H169L168 166V164L165 162V160H162V158H160V159H157L156 161L155 160H153L154 161V164H153V161L150 163V161L148 162L147 160V157H148V155L150 154L149 152V154L147 153ZM138 153H140V151L138 152ZM105 154V153H104ZM106 155V154H105ZM143 156V155H142ZM103 158H105V156L103 157ZM143 158V159H142ZM145 158V159H144ZM209 157H206V159L204 158V157H201L199 160H197V163L195 162L194 163V165H192L195 169H197V168H201V166L200 165H198V162L199 161H204V159L205 160H209L208 159ZM140 159V158H139ZM164 161V162H163ZM159 162V163H158ZM160 162H161V164H160ZM162 162H163V164H162ZM164 163H166V164H164ZM152 164L155 166V168H154V166H152ZM156 164H158V165H156ZM160 164V165H159ZM75 164L73 163V162H67V166L66 167H64L63 169H68L69 168V170H72V171H75L78 167H76V166H74ZM166 165V166H165ZM145 166V167H146ZM160 166V167H159ZM162 166H164L163 168H162ZM159 167V168H158ZM171 167V166H170ZM197 167V168H196ZM73 168H75V169H73ZM153 168V169H152ZM161 168V169H160ZM165 168V169H166ZM65 169V170H66ZM155 169V170H154ZM197 170H199V169H197ZM67 171V170H66ZM62 172H64V171H62ZM105 176H99V179H98V176H96L95 174H93V173H89L88 175H86V178L84 179V178H77L76 179V181L74 182V183H68V182H63L62 181V179H60V178H55L54 180H50L51 181V183H50V185H51V187L53 186V189L50 187V193H51V191H53L54 190V192H52V196L54 197L55 196V198L58 200V201H56V199H55V201H54V203H58L57 204V206H56V204H54V207L56 206V207H59L60 208V206L61 207H64V208H60V209H62L61 211H60V209H59V211L58 212H52L50 215H49V217H45L44 219L45 220H43L42 218H41V220H42V223L44 224V225H42V227H43V233L46 235V236H48V237H52V239H53V243L55 244V250H57V251H59L60 252V257L59 258H61V259H58V260H56V262L55 261H50L49 260V262H47L46 261V259L44 258V254H43V252H44V249L46 248V244H47V242H40V241H38V239H36L37 237H34L33 235H31V233L30 232H25V233H23V232H20L21 233V235L19 234V236H20V239H19V242H16L15 240L13 241V240H9L7 243L6 242H3L2 243V245L0 246V255H1V257H0V263L1 264H7V262H8V264H27V261H28V264H53V262H54V264H80V262H81V264L83 263V264H106L105 263V259H104V253H106V252H108L109 251V249H110V244H113V245H119V249L116 251V253L117 254H123L124 253V257L126 258V259H132V258H134V256H135V254H133V252H134V247H135V251H136V254L138 255V253H139V256H155L156 255V253L155 252H157V250H158V252H157V254L159 255V256H161V257H164L165 259H168V260H171V259H173L174 257H176V255H179L180 254V252H183L184 250L181 248L182 247V245H184L185 246V243H186V241L188 240V237H187V233H188V229L189 228H191L194 232H195V236H194V239L196 240L195 242L197 243V244H200V243H204L205 241H204V238H203V236L206 234V233H208V232H210V231H212L213 229H214V227L215 228H217V227H219L220 225L219 224H222L221 223V220L223 219V214L224 213H226V212H222V210H221V208L219 207V205H218V203H219V200H218V198H217V196L215 195V194H213V193H208V192H206V190H205V187H204V185H203V182L201 181V182H198L197 181V183L195 182V183H193L192 181H190V182H187V181H185V180H183V181H176V180H169V181H167V179H166V177H162L161 179H159V178H157V179H155V180H153V181H151L150 183H148V181H146V182H141V181H139V182H135V181H125L124 182V180H120V182L119 181H112L111 182V184H113L112 185V188L111 189H114L115 188V186L116 187H118V186H121V185H124L125 186V188L127 189V191L125 190V193L126 194H124V197H123V200H120V202L119 201H115V200H113V198L112 197H110L109 199L111 200H107L108 202H110V203H108L107 201H106V199H104L105 198V192H106V187H107V181H105V180H108V179H106V177L104 178ZM62 181L61 183L59 182L60 180ZM103 179V180H102ZM101 180V181H100ZM157 180V181H156ZM100 181V182H99ZM121 181H123V182H121ZM81 182V183H80ZM91 182H97V186L95 187V188H92L91 187ZM119 182V183H118ZM153 182V183H152ZM184 182V183H183ZM60 183V184H59ZM63 183V184H62ZM67 183V184H66ZM105 183V184H104ZM116 183V184H115ZM120 183H121V185H120ZM124 183V184H123ZM147 183V184H146ZM173 183H175V184H173ZM101 184H103V185H101ZM118 184V185H117ZM185 184V185H184ZM198 184V185H197ZM106 186V187H105ZM142 186V187H141ZM144 186H145V188H144ZM152 186V187H151ZM59 187L60 188H62V189H59ZM198 187L200 188V190L198 189ZM54 188H57V189H54ZM67 188V189H66ZM128 188H130V189H128ZM58 189L61 191V192H57L58 191ZM57 190V191H56ZM166 190V191H165ZM181 191V192H178V191ZM57 193H59V194H57ZM64 191V192H63ZM129 191V192H128ZM189 191V192H188ZM199 191H201V192H199ZM67 192V193H66ZM110 192V191H109ZM152 192V193H151ZM185 192V193H184ZM206 192V193H205ZM64 193H66V195L64 194ZM176 193V194H175ZM181 193V194H180ZM187 193V194H186ZM191 193V194H190ZM53 194H55V195H53ZM132 194V195H131ZM68 195V196H67ZM180 195V196H179ZM184 197H183V196ZM206 195V196H205ZM57 196V197H56ZM103 196V197H102ZM127 196V197H126ZM135 196H136V198H135ZM171 196V197H170ZM194 196H196V197H194ZM63 198V199H61V198ZM107 197V196H106ZM170 197V198H169ZM178 197V198H177ZM180 197V198H179ZM187 197V198H186ZM210 197H211V199H212V201H211V199H210ZM172 198V199H171ZM184 198H186V200L184 199ZM146 199V200H145ZM65 200V201H64ZM68 200V201H67ZM84 200V201H83ZM134 200H135V202H134ZM137 200V201H136ZM165 200V201H164ZM181 200V201H180ZM195 200V201H194ZM205 200V201H204ZM103 201V202H102ZM105 201V202H104ZM133 201V202H132ZM178 201V202H177ZM210 202V204H208L209 202ZM60 202H61V204H60ZM138 202H139V204H138ZM143 204H142V203ZM68 204V207L70 208H68L67 207V204ZM92 203V204H91ZM103 203V204H102ZM113 203H115L116 205H117V208L119 209V211H120V216H116V212L115 211H113V210H115V207H112L113 205ZM65 204V205H64ZM70 204V205H69ZM90 204V205H89ZM104 204H106V205H104ZM108 204V205H107ZM131 204H132V206H131ZM134 204V205H133ZM136 204V205H135ZM169 204V205H168ZM195 204V205H194ZM209 206H208V205ZM59 205V206H58ZM102 205V206H101ZM120 205V206H119ZM75 207V208H74ZM66 208L67 209H69V210H66ZM72 208V209H71ZM202 208V209H201ZM208 208V209H207ZM106 209V210H105ZM134 209V210H133ZM212 209V210H211ZM65 210V211H64ZM102 210H103V212H102ZM178 210V211H177ZM66 211L68 212V213H66ZM71 211H73V213L71 212ZM167 211V212H166ZM211 211V212H210ZM140 212V213H139ZM71 213V214H70ZM223 213V214H222ZM75 214H77V216L75 215ZM93 214V215H92ZM152 214V215H151ZM73 217H76V222H75V224L73 223L74 221H72V222H70L69 221V223L67 222V220H72L71 219V217L72 216ZM78 215H81V216H79V220H78ZM108 215V216H107ZM155 215V216H154ZM221 216V220H220V216ZM65 216V217H64ZM90 216H92V217H90ZM103 216H105V217H103ZM111 216V217H110ZM158 216V217H157ZM169 216V217H168ZM182 216V217H181ZM223 216V217H222ZM69 217V218H68ZM109 217V218H108ZM207 217V218H206ZM68 218V219H67ZM81 218V219H80ZM86 218H88V219H86ZM90 218V219H89ZM119 218V219H118ZM217 218V219H216ZM98 219V220H97ZM108 219V220H107ZM121 219V220H120ZM218 219H219V221H218ZM47 220H49V223L47 222ZM51 220V221H50ZM198 220V221H197ZM224 220V219H223ZM223 220H222V222H223ZM66 221V222H65ZM78 221H81L80 222V224H79V222ZM154 221V222H153ZM157 221V222H156ZM159 221V222H158ZM196 221V222H195ZM45 222H46V224H45ZM50 222L52 223V224H50ZM54 222V223H53ZM58 224H56V223ZM63 222V223H62ZM88 222V223H87ZM90 222V223H89ZM122 222V223H121ZM141 222V223H140ZM218 222H220V223H218ZM48 223V224H47ZM62 223V224H61ZM93 223H95V224H93ZM121 223V224H120ZM125 223V224H124ZM158 223H160V224H158ZM67 225L68 224V226H67V230H65V228H62V226L61 225ZM79 224V225H78ZM113 224V225H112ZM118 224V225H117ZM218 224V225H217ZM50 225V226H49ZM69 225H71L70 227H69ZM73 225V226H72ZM74 225H76L77 227L75 228V230H73L74 229ZM80 225H82L81 227H80ZM84 225V226H83ZM160 225V226H159ZM166 225V226H165ZM216 225V226H215ZM93 226V227H92ZM115 226V227H114ZM205 226V227H204ZM60 227V228H59ZM88 229H87V228ZM160 227H163V228H160ZM207 227V228H206ZM211 227V228H210ZM46 228V229H45ZM77 228H79V231H78V229ZM81 228V229H80ZM112 228V229H111ZM185 228V229H184ZM210 228V229H209ZM52 229V230H51ZM54 229V230H53ZM62 229V230H61ZM64 229V230H63ZM84 229V230H83ZM86 229V230H85ZM107 229V230H106ZM166 229V230H165ZM199 229V230H198ZM57 230H58V232H57ZM111 230V231H110ZM120 230V231H119ZM155 230V231H154ZM183 230V231H182ZM208 230V231H207ZM64 231H66L65 233H64ZM68 231V232H67ZM72 231H75V232H72ZM77 231V232H76ZM158 231V232H157ZM162 231V232H161ZM60 232V233H59ZM71 232V233H70ZM91 232V233H90ZM164 232V233H163ZM167 232V233H166ZM57 233H59V234H57ZM69 233V234H68ZM78 233V234H77ZM82 233H86V235H87V237L89 238V240H88V243L85 245V247L83 248V249H81V253H83L84 252V254H86V255H88V259H83L82 261L80 260V259H78V258H75V257H73L72 256V251H71V247L73 246V238H76V237H79L80 236V234H82ZM110 233V234H109ZM205 233V234H204ZM12 234V238H14V236H16V235H13L14 233H11ZM65 234V235H64ZM69 236H68V235ZM75 234V235H74ZM115 234H116V236H115ZM121 234H123V235H121ZM133 234V235H132ZM25 235V236H24ZM96 235V236H95ZM106 235V236H105ZM114 235V236H113ZM177 235V236H176ZM23 236V237H22ZM68 236V237H67ZM75 236V237H74ZM100 236V237H99ZM180 236V237H179ZM197 236H199L198 237V239H197ZM104 237V238H103ZM109 237L111 238V240L109 239ZM115 237V238H114ZM119 237V238H118ZM124 237V238H123ZM165 237V238H164ZM60 238V239H59ZM70 238V239H69ZM127 238V239H126ZM50 239V238H49ZM96 239V240H95ZM116 239V240H115ZM169 239V240H168ZM172 241H171V240ZM182 239V240H181ZM25 240V241H24ZM119 240V241H118ZM67 241H69V242H67ZM144 241H147L152 247H154V249H152V251H150V252H146V250H145V248L143 247V246H139V247H136V245L138 246V245H141V243L142 242H144ZM35 242V243H34ZM68 244H67V243ZM90 242H91V244H90ZM128 242V243H127ZM172 242H176V243H172ZM183 242H185V243H183ZM46 243V244H45ZM64 243V244H63ZM170 243V244H169ZM5 244V245H4ZM66 244H67V246H69L70 247V249H69V247H67L66 246ZM90 244V245H89ZM99 244V245H98ZM173 244H175V245H173ZM31 245V246H30ZM33 245V246H32ZM34 245H36V247H34ZM117 245V246H118ZM166 245V246H165ZM38 246V247H37ZM44 247V249H43V247ZM87 246V247H86ZM176 246V247H175ZM181 246V247H180ZM92 247V248H91ZM99 247V248H98ZM141 247V248H140ZM162 247V248H161ZM167 247V248H166ZM172 247H174V248H172ZM178 247V248H177ZM12 248V249H11ZM21 248H22V250H21ZM26 248V249H25ZM43 250H42V249ZM90 248V249H89ZM97 251H95L94 249ZM98 248V249H97ZM122 248V249H121ZM160 250H159V249ZM172 248V249H171ZM35 249V250H34ZM39 249V250H38ZM40 249H41V251H40ZM68 249V250H67ZM161 249H162V251H161ZM169 249V250H168ZM5 250V251H4ZM21 250V251H20ZM92 250V251H91ZM179 250V251H178ZM181 250V251H180ZM23 251V252H22ZM26 251V252H25ZM66 251H68V254H67V252ZM69 251H70V253H69ZM91 251V252H90ZM167 251V252H166ZM169 251V252H168ZM21 252V253H20ZM42 252V253H41ZM129 252H130V255H129ZM144 252H146V253H144ZM153 252V253H152ZM7 253H9V254H7ZM20 253V254H19ZM25 253H27V254H25ZM38 253V254H37ZM40 253L41 254H43V255H40ZM125 253H126V255H125ZM171 255H170V254ZM162 254V255H161ZM167 254H169V255H167ZM20 255V256H19ZM23 255H25V256H23ZM40 255V256H39ZM62 255V256H61ZM94 255H95V257H94ZM96 255H97V257H96ZM130 257H129V256ZM174 255V256H173ZM6 256V257H5ZM11 257V259H10V257ZM29 256V257H28ZM34 256H35V258H34ZM37 256V257H36ZM131 256H132V258H131ZM145 256V257H146ZM14 257H16V258H14ZM30 259H28V258ZM42 257V258H41ZM4 258H6V259H4ZM19 258H21V259H19ZM32 258V259H31ZM41 258V259H40ZM93 258H95V259H93ZM18 259V260H17ZM25 259V260H24ZM38 259V260H37ZM39 259H40V261H39ZM14 260V261H13ZM16 260L17 261H19V262H17L16 263ZM22 260V261H21ZM44 260V263L42 262ZM59 260H61V262L59 261ZM3 261V262H2ZM37 261V262H36ZM46 261V262H45ZM59 261V262H58ZM66 261V262H65ZM102 261V262H101ZM22 262H24V263H22ZM39 262H41V263H39ZM92 262V263H91ZM258 263L259 264H264L263 262H262V260L261 259H259L258 260ZM234 264H253V263H247V262H243V261H239V262H237V263H234Z\"/></svg>", "mask_w": 264, "mask_h": 264}]
</instances>
